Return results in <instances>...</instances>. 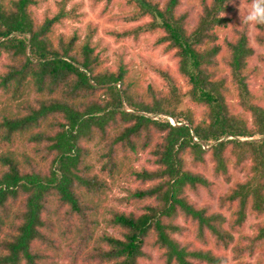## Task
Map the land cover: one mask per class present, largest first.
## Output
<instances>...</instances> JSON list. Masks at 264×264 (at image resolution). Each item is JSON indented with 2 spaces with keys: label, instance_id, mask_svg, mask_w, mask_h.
I'll return each mask as SVG.
<instances>
[{
  "label": "trees",
  "instance_id": "obj_1",
  "mask_svg": "<svg viewBox=\"0 0 264 264\" xmlns=\"http://www.w3.org/2000/svg\"><path fill=\"white\" fill-rule=\"evenodd\" d=\"M181 1L126 0L135 7L131 19L151 20L114 33L161 30L158 42L187 87L160 69L169 92L156 95L149 87L154 94L140 97L124 64L115 71L103 65L91 33L81 42L77 32L56 33L68 16L66 0L42 21L33 10L40 0H0V56L9 60L0 72V145L9 148L0 154V264H142L152 241L167 264H221L202 239L226 246L248 209L264 212V96L251 87L260 69L249 66L254 48L245 28H234L225 46L218 41L219 28L234 23L238 1L204 0L192 27L187 12L178 13ZM256 26L264 43V23ZM184 98L190 105L180 112ZM97 137L104 152L94 169L88 144ZM19 138L49 143L46 168L21 161L10 147ZM147 149L153 167L135 168L137 153ZM206 154L215 176L230 181L234 171L245 172L220 199V208L232 209L229 224L220 208L188 195L217 187L202 172ZM121 179L150 184L113 198ZM136 200L149 202L130 211L122 206ZM180 216L197 222L195 244L175 237Z\"/></svg>",
  "mask_w": 264,
  "mask_h": 264
},
{
  "label": "rangeland",
  "instance_id": "obj_2",
  "mask_svg": "<svg viewBox=\"0 0 264 264\" xmlns=\"http://www.w3.org/2000/svg\"><path fill=\"white\" fill-rule=\"evenodd\" d=\"M60 0H40L39 4L33 8L35 16L39 21H42L46 14H53L58 10ZM158 2L161 6L164 5L165 0H153ZM204 0H182L178 7V13L187 12L189 26L192 27L199 16V12ZM238 6L234 18V23L228 28H219V42L224 44L225 40L230 36L234 28L239 30L245 28L250 38V45L254 48V54L249 58V66H258L261 77L257 81L251 83L257 91L258 96H264L262 86L264 84V43L258 40V36L261 34V30L256 26V23H248L245 21V17L249 14L254 3L248 0H237ZM66 8L68 10V16L62 20V22L55 25L56 33H64L71 35L77 32L81 39L84 40L88 33L93 35L92 44L95 46V54L98 53L103 65L111 70H117L119 64L122 63L128 70L127 82L131 84L132 92L136 96L147 97L152 93L149 87L154 91L169 92L170 86L168 81L159 72L160 69H166L170 72L171 79L176 78L179 81L183 90H186L184 79L177 72V61L173 57L171 52H166L164 44L158 42V38L162 34L161 30L144 32L137 37L133 35H127L126 37L118 36L114 32H122L130 28H135L138 25H142L151 20L147 15L141 16L138 19H131L130 14L135 10L133 4L126 3V0H66ZM237 16V17H236ZM263 60V61H262ZM9 62L7 54L3 53L0 56V72L5 70V65ZM103 69V68H102ZM121 86V84L119 85ZM102 92H98L96 97L98 98ZM236 100L234 99L233 102ZM190 101L188 98H184L183 102L179 106L180 112L188 109ZM194 108V107H193ZM197 109V108H196ZM241 110V109H240ZM242 111V110H241ZM162 119L167 118L165 115H158ZM169 118V117H168ZM171 122L173 121L170 118ZM49 143L43 141L41 143L28 142L23 138H19L15 145H10L11 149L17 150V154L21 155V161L33 164L35 168H46L49 161L53 158L46 147ZM96 152L93 155L91 164L94 165V169H98L101 166L100 155L104 152L99 143L97 137L94 142L88 144ZM8 145H0V154L7 152ZM149 149L141 150L138 154V159L134 161L135 168L153 167V163L149 160L151 154ZM207 170H202L207 177L216 182V186H212V191L208 189H199V194L188 192L189 197L193 199L198 205L210 207L211 210H217L220 208V199L232 186L233 182L238 178H244V171H234L231 180L226 181L224 176H215L212 173V163L210 162L209 154H206ZM189 165L193 170L196 168L191 165V160L188 157ZM104 175V174H103ZM109 181L110 179L106 177ZM150 184L141 183L140 181H126L124 179L119 180L111 189L110 196L113 198L128 196L127 189L135 190L138 187H146ZM152 200V199H151ZM112 203L116 200L110 201ZM147 203L146 201H132L122 206L126 207L128 211L136 209L137 206H141ZM118 204V203H117ZM227 218V224L233 221L231 214L232 209L227 206L220 208ZM143 210H138L142 212ZM183 229L182 233H176L175 237L182 243L187 244L193 242L194 244L199 241L198 239V227L197 222L185 216H180L177 219ZM264 225V212L257 213L248 209L247 216L241 227L234 232V240L228 245L216 244L212 237H209V241L203 243V239L200 243L201 247L211 249L215 254L222 256L223 260L221 264H264V237H259L261 226ZM113 228H109L108 231H113ZM206 233H208L206 231ZM147 255L141 260L142 264H167L164 251L162 248L154 245V241L148 243L144 247ZM195 264H208L199 260H193Z\"/></svg>",
  "mask_w": 264,
  "mask_h": 264
},
{
  "label": "clouds",
  "instance_id": "obj_3",
  "mask_svg": "<svg viewBox=\"0 0 264 264\" xmlns=\"http://www.w3.org/2000/svg\"><path fill=\"white\" fill-rule=\"evenodd\" d=\"M245 21L248 23H264V0H254L252 9L245 17Z\"/></svg>",
  "mask_w": 264,
  "mask_h": 264
}]
</instances>
